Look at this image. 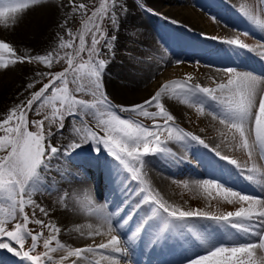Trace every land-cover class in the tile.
<instances>
[{
	"label": "snow or ice",
	"instance_id": "obj_1",
	"mask_svg": "<svg viewBox=\"0 0 264 264\" xmlns=\"http://www.w3.org/2000/svg\"><path fill=\"white\" fill-rule=\"evenodd\" d=\"M38 3L39 0H0V25L14 26L17 14ZM69 4L73 12L82 13L87 19L83 21L79 32L67 29L69 39L60 37L59 48L70 50L64 55L54 54L52 51L40 55H17L10 43L0 39V69L33 61L47 69L61 61H65L67 65L62 71L55 73L38 72V76L48 77V82L36 91L30 90L40 81L28 83L24 91L29 96L0 116V250H7L29 264H55L52 254L58 251L66 253L61 256V261L74 257L71 264H100L101 260H108L111 264H121L124 260V264H128L127 258L134 251L136 241L142 239V233L152 235V229L162 223L151 241L157 243L162 238L167 239L163 233L170 227L184 228L187 227V221L198 218L213 221L219 226L216 237L213 238L212 233H208L207 236H199L200 243H193L191 248H183L181 245L183 250L180 252V259L173 264H264V196L234 190L233 186H226L227 180H205L197 182L198 188H202L209 196L212 195L209 190L213 189L227 204L237 206L232 211L219 214L199 209L184 210L166 201L153 189L142 171L146 156L170 153V149L166 147L167 141L160 138L164 133H167V140L184 143L186 147L195 143L205 149L209 148L200 136L175 125V117L162 102L163 96L171 94L196 107L200 114L203 115L207 109L212 119H218L227 129L221 136L233 150L244 152L247 159L241 163L228 155H221L217 150L219 145L211 151L216 157L241 170L240 174L248 173L245 176L248 181L264 186L253 175L260 173L264 177L255 162L257 154L264 155V72L256 74L254 70L225 67L217 70L222 71L225 78L220 82L213 80L214 87L191 84L189 81L192 77L189 75L186 80L165 83L140 104H113L103 91L102 81L108 61L101 58V44L103 43V48L110 56H114L112 41L116 40V36H108L104 21L109 20L116 26L119 19L116 9L126 11V4L118 0H101L90 15L86 4H76L75 0H69ZM258 4L264 11V0H258ZM240 11L252 25L264 31V19L257 11L244 7ZM64 23L67 24V20ZM222 43L238 50L256 51L239 38ZM257 47L264 49V44ZM259 55L264 58V51ZM85 80L86 84L83 83ZM70 83L75 87L70 89ZM80 94L91 96L92 99L80 98ZM45 108L49 112H42ZM30 112L42 118L30 121ZM120 113L129 115L122 116ZM133 116H142L153 123L151 126L145 125ZM67 117L73 118V124L79 119L84 127H74L78 139L59 148L51 140L56 134L62 135ZM85 117L95 120L98 130L87 126ZM30 125L34 131L29 130ZM53 125L57 126V133L52 131ZM85 144L95 145L93 152L96 155L93 159L98 165L103 164L108 169L114 186L118 183L115 177L123 171L130 174L128 180L135 182L136 187L132 188L127 182L117 186V194L129 195L111 212L107 211V201L105 205L95 209L101 224L87 225V236L93 238L108 235L110 238L106 242L73 248L58 239L61 229L56 224L46 223L36 217L37 209L45 217L49 212L37 203L34 195L42 189L53 192V186L43 183L42 175L52 170V160L59 154L75 163V158L80 155L77 150ZM99 154H106L112 161L102 162ZM56 174L66 182L69 177L78 179L68 168H58ZM184 187H188L187 183ZM55 190L62 191L59 188ZM134 199L136 202L133 204ZM129 204H132L131 211L126 216L122 215ZM144 205L150 206L148 212L141 217L131 234H128L124 229ZM26 209L32 210L31 216ZM30 224L40 226V230L35 231L29 227ZM82 228L83 226L76 231L83 236L85 232ZM102 228H106V232L101 231ZM44 229H48V236L44 235ZM116 232L125 237L123 242L121 235L113 234ZM29 240L31 243L26 248ZM41 246L44 251L38 252L37 249ZM97 253L100 254V259H90L89 254Z\"/></svg>",
	"mask_w": 264,
	"mask_h": 264
},
{
	"label": "bare ground",
	"instance_id": "obj_2",
	"mask_svg": "<svg viewBox=\"0 0 264 264\" xmlns=\"http://www.w3.org/2000/svg\"><path fill=\"white\" fill-rule=\"evenodd\" d=\"M227 1L229 3L224 0L124 1L126 11L122 12L119 8L116 9L119 15L118 24L113 26L110 31V36H116V40L112 41L114 56L108 54V63L102 81L110 96L109 100L113 104L123 106L140 104L149 99L165 83L178 80L183 81L189 75L192 77V80L189 81L191 84L214 87L213 80L220 82L225 78V74L217 70L227 65H225V61L213 60V58H221L222 54L227 51V48L232 49L231 52L229 51V55L236 56L239 50L233 49L226 43H222V41L236 39L238 38V33H247L244 41L256 49L253 53L264 51V49L257 47V45L264 44V36L259 40L260 42L254 41L253 39L256 38L255 33L251 32L246 24L241 23L240 17L243 13L240 11V3H246L250 8L249 1ZM253 10L257 11L254 8ZM260 11L259 6V11L257 12L261 16ZM75 16L76 12L72 11L69 0H39L37 5L30 6L28 9L17 14V22L14 26L5 27L0 25V39L10 43L16 50L17 55L47 54L59 42L60 37H62ZM65 20H67V24L64 23ZM244 29L247 31L243 32ZM213 37L216 39H213ZM185 50L191 54L190 56L184 54L188 57L186 59L188 63H183L182 69L174 70L176 71V79L171 80L172 77L169 78L167 74V67L173 65L178 60V56L183 53L181 51ZM166 53H168V56L169 54L173 56L171 60H168ZM5 56L7 58V54ZM43 66L33 61L0 69V116L5 114L11 107H15L28 95V92L24 91L25 86L39 78L37 73L42 72ZM237 68L238 70L242 69L241 67ZM162 102L175 117V125L177 127L200 136L209 145V148L205 149L203 146L195 143L186 147L184 143L166 140V147L170 149V153L146 156L145 167L142 169L144 177L152 188L157 190L169 203L184 210L199 209L201 211H208L210 207L207 208L206 203L210 196L202 188H198L197 182L207 180L206 175L209 174H207L206 169L211 165L214 167V162H221L222 165H227L224 164L226 161L221 159L206 157L212 156L211 149L220 145L219 150L222 142L227 141L223 136L218 137L216 134L227 131V129L219 123L218 119H212L205 112L203 115H200L202 127H199L198 131H193L186 125L187 122L195 124V121L191 120L190 117L192 111L189 104L184 103L181 98L171 94L163 96ZM120 114L122 116L129 115L128 113ZM207 126L211 127L212 130ZM74 127L83 128L84 124L78 121V119L73 124V119L69 118L62 135L54 137L55 141L60 144L57 147L63 148L72 140L78 139L74 132ZM208 130H211V136L203 135ZM90 147L95 146L85 144L77 151H84L87 158H92L93 155L91 154H94V152ZM228 150L235 153V157L242 163L247 159L245 153L240 150H233L232 147H229ZM99 155L102 162L112 161V158L106 154ZM188 158L192 160L195 168L187 170V167L184 166L186 165L185 159ZM64 159L68 160L67 157L58 154L51 162L52 170L42 173L44 177L43 183L53 186L54 190L53 192H48L42 189L41 193L43 194L41 197L34 195L37 203L45 207L49 212V215L45 217L37 209L36 214L42 217L45 222L56 224L61 229L58 239L70 247H85L106 242L110 238L108 235H99L93 238L88 237L87 225L99 226L101 224L100 217L97 215L95 209L105 205V201L101 199L108 195L107 191L110 189L107 185L108 183L113 184V178H110L108 169L101 164V172L97 180L99 186H101L99 193H101L102 198L100 197V199V195L91 179L92 176L85 175L84 178L80 172L81 168H85L93 159H87L85 160L87 162L79 164L80 168L75 165H67ZM175 159L180 160V164L176 163ZM255 162L257 165L263 167L261 173H264V157L257 154ZM175 165H178L180 168L184 166V169H178L180 174L177 168H174ZM58 168H68L78 179L73 180L69 177L67 182L62 181L60 176L56 174ZM184 170H186L185 173ZM51 173H54L55 176L51 177ZM181 174L185 176V181L182 182L187 183V188L176 177ZM128 175L130 174H126L123 171L118 173L115 177L118 182L117 185L122 186ZM253 175L257 180L262 179L260 173ZM208 179L212 178L208 177ZM53 182L56 183L53 184ZM178 182H180L183 189L180 190L181 187L178 186ZM128 184L132 187L135 182L129 181ZM57 188L62 189V191H56L55 189ZM187 194H190L191 199L194 201L197 200L199 205L188 208L185 201L182 200ZM125 195L126 193L122 196ZM128 195L129 193L125 199H127ZM218 200L221 203V209L219 212H215L216 214L232 211L237 206L227 204L222 197ZM135 202L134 199L132 203L134 204ZM119 204L121 205L122 203L115 202L112 206L107 203V211L111 212ZM128 206L132 209V204ZM146 208L147 205L142 206L136 216L137 219H141L145 215ZM127 213H122V215L126 216ZM199 220L198 218H193L187 221V227L184 228L175 229L170 227L163 235L174 240L182 238L186 242L185 248H191L193 243L199 244L200 240L198 237L203 236L201 228L204 226V222L203 220ZM210 223L215 222L210 221ZM81 226H83L82 231L85 232L83 236L80 232L76 231ZM101 231L106 232V228H102ZM209 232L216 231L210 228ZM44 233L48 236V229ZM113 234L119 235L117 232ZM192 250L195 251L197 249ZM191 254L192 252L190 251L189 255ZM52 255L55 264H71V261L75 259L73 257L61 261V256L66 255V253L61 251ZM89 255L90 259H100L99 254ZM0 264L26 263L7 250H0ZM78 264H84V262H78ZM100 264H111V262L101 260Z\"/></svg>",
	"mask_w": 264,
	"mask_h": 264
},
{
	"label": "rangeland",
	"instance_id": "obj_3",
	"mask_svg": "<svg viewBox=\"0 0 264 264\" xmlns=\"http://www.w3.org/2000/svg\"><path fill=\"white\" fill-rule=\"evenodd\" d=\"M124 1H133V0H118V2H120V3H123ZM224 1H226L227 3H229L227 0H224ZM249 2L248 3H250V8H254V9H256L257 11H259V4H258V0H248ZM100 2H101V0H75V3L76 4H80V3H84V4H86L87 6H88V15H90L91 14V11L92 10H94L96 7H98L99 6V4H100ZM237 3V2H236ZM238 4H239V2H238ZM240 6L241 7H244V8H249V6H248V4H246V3H240ZM85 19H87V16H85L84 14H82V13H76V16H75V18L72 20V22H70V25H69V27L68 28H71L72 29V31L74 32V33H77V32H79L80 30H81V28H82V25H83V21L85 20ZM113 26L114 25H112L111 24V22L109 21V20H105L104 21V27L107 29V33H108V36L109 37H111L110 36V31H111V29L113 28ZM67 28V29H68ZM67 29L64 31V34L62 35V37L65 39V40H67V39H69V37H68V35H67ZM238 38L239 39H241L240 38V36H239V34H238ZM242 40V39H241ZM88 41H89V43H90V37H88ZM244 41V40H243ZM59 43H60V40H59V42L57 43V44H55L54 46H53V48H51V51L54 53V54H56V53H59L60 55H64V53L65 52H68V51H70V50H68V49H60L59 48ZM77 43H78V41H77ZM101 51H102V56H101V58H103V59H106L107 60V58L109 57V55H108V53H107V50L106 49H104L103 48V43L101 44ZM166 55H167V57H168V53H166ZM85 59H86V55H85ZM168 60H171V58L170 57H168ZM78 62V61H77ZM183 63H188V61L186 60V58H182V59H178L173 65H170V66H168L167 67V74H168V76H169V78H171V80L172 79H176L175 77H176V71H174V70H178V69H182V67H183ZM67 65H66V62L65 61H61L60 63H58V64H56V63H54L53 64V67L51 68V69H47L45 66H43V68H42V72H53V73H55V72H58V71H62L65 67H66ZM187 68V67H186ZM178 73V72H177ZM48 77H42V76H39V78L36 80V81H40L39 83H37L36 85H35V87L33 88V89H31L30 91H36V90H39V88L40 87H42V85L44 84V83H47L48 82ZM69 79L71 80V76H69ZM83 83H87V80H85V81H83ZM69 87H70V89L71 88H74L75 87V85H73V84H71L70 83V85H69ZM103 91L107 94V97H108V99H109V94H108V92H107V90L105 89V87L103 86ZM29 96V93H28V95L27 96H25V98L23 99V100H25L27 97ZM80 98H84V99H88V100H91L92 99V97L91 96H85L84 94H80ZM34 108H35V105H34ZM191 111H192V114L190 115V117H191V120H193V121H195V124L194 123H188L187 122V124L186 125H188V127H190V129H192L193 131H198V128L199 127H202V121H201V119L202 118H200L201 116V114L199 113V112H197L196 111V107H194V106H191ZM42 112H49V109H47V108H45V109H43L42 110ZM205 112H207V109L205 110ZM208 113V112H207ZM28 118H29V120L31 121V120H34V119H40V118H42V117H39V116H36L34 113H32V112H30L29 114H28ZM69 118H72V117H67L66 119H65V121H64V125H66V122L68 121V119ZM133 118L135 119V120H139L141 123H143V124H145V125H148V126H151L152 125V123H153V121H151V120H148V119H145L144 117H142V116H133ZM73 119V118H72ZM84 120H85V122H86V124L89 126V127H92L94 130H98V129H96V121L95 120H93L91 117H85L84 118ZM78 121H80L79 119H78ZM160 123H162L163 121H159ZM82 123V122H81ZM82 124H84V123H82ZM207 127H209V126H207ZM65 128V127H64ZM211 130H212V128L211 127H209ZM45 129L47 130V122H45ZM29 130H35L31 125H30V128H29ZM64 130V129H63ZM63 130H62V132H63ZM211 130H208L207 132H205V133H203V135L204 134H206V135H209V136H211ZM52 131L54 132V133H57V126L56 125H53L52 126ZM224 132H226V131H224ZM166 134L167 133H164L163 135H161V140H167V138H166ZM217 134V136L219 137V136H221V133H216ZM57 135H61V134H56V135H54L53 136V138H52V140H51V143L52 144H54L55 146H59L60 144L58 143V142H56L55 141V139H54V137L55 136H57ZM95 146V145H94ZM220 146V145H219ZM230 146H229V144H228V142L227 141H223L222 142V144H221V148L219 149V151L221 152V155H228L229 157H234L235 159H237L236 157H235V153H233V152H229V150H228V148H229ZM60 148V147H59ZM90 148H92L91 150H93L94 149V147H90ZM231 148V147H230ZM222 149V150H221ZM83 150V149H82ZM218 150V149H217ZM80 152V155L78 156V157H76L75 159H77L78 160V158H82L83 159V156H87L86 155V152H84V151H79ZM214 154V153H213ZM91 155H93L94 156V154H91ZM62 156V155H61ZM93 158V157H92ZM77 160H75V161H77ZM186 160V162H185V164L186 165H184V166H189V167H191V164H192V160L191 159H185ZM238 160V159H237ZM64 161H65V163L67 164V165H74L72 162H70L69 160H66V159H64ZM176 163L178 162V164H180V160H177V159H175L174 160ZM240 162V161H239ZM189 163V164H188ZM242 163V162H241ZM184 166H181V168L182 169H184ZM178 167V165H175V167L174 168H177ZM185 167V168H186ZM178 168H180V167H178ZM53 175L55 176V174L54 173H51V177H53ZM176 177H178V179H179V181H181V183H183V185L186 183V182H182V181H185V176H184V174H182V175H178V176H176ZM46 181V180H45ZM178 186H180L181 188H180V190L181 189H183V187L181 186V184H180V182H178ZM209 191H211V193H212V195L209 197V199H207V203H206V206H207V208L208 207H210V210H208L207 212H210V213H215V212H219V210L221 209L220 208V205H221V203L219 202V198H221V196L215 191V190H213V189H210ZM42 194L43 193H41V191L39 192V193H36L35 195H39L40 197L42 196ZM101 198H102V196H101ZM101 200H103V199H101ZM106 200V199H105ZM183 201H185V203H186V205H187V207L188 208H190V207H195L196 205H199L198 204V202H197V200H193V199H191V196H190V194H187V196H185V197H183V199H182ZM26 211H28V213H29V215L31 216V213H32V210L31 209H26ZM36 217L37 218H39V219H42L43 220V218L42 217H39L37 214H36ZM47 223V222H46ZM29 227L30 228H32V229H34L35 231H39L40 230V226H38V225H35V224H30L29 225ZM47 231V229H44V232H46ZM44 235L45 236H47V234H45L44 233ZM30 243H31V241L29 240V241H27L26 242V245H25V247L27 248L29 245H30ZM41 245H42V241H41ZM53 246H55V245H53ZM37 251L38 252H42V251H44V249L42 248V246L41 247H39L38 249H37ZM64 253V252H63ZM97 254H99V253H97ZM99 256H100V254H99ZM21 259V258H20ZM23 262H25L26 264H29V262L28 261H23ZM62 264V263H61ZM121 264H122V262H121Z\"/></svg>",
	"mask_w": 264,
	"mask_h": 264
}]
</instances>
